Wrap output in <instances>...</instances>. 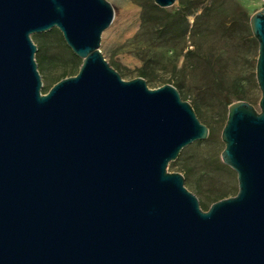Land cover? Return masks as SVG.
Masks as SVG:
<instances>
[{"label":"water","instance_id":"obj_1","mask_svg":"<svg viewBox=\"0 0 264 264\" xmlns=\"http://www.w3.org/2000/svg\"><path fill=\"white\" fill-rule=\"evenodd\" d=\"M114 17L107 0H0V264H264V8L259 110L232 103L221 135L238 193L207 211L168 166L210 130L176 87L105 59ZM53 29L82 65L42 94L32 36Z\"/></svg>","mask_w":264,"mask_h":264},{"label":"rangeland","instance_id":"obj_2","mask_svg":"<svg viewBox=\"0 0 264 264\" xmlns=\"http://www.w3.org/2000/svg\"><path fill=\"white\" fill-rule=\"evenodd\" d=\"M114 8L111 27L102 36L105 59L125 81L143 77L150 89L172 85L190 103L213 138L195 142L168 166L169 173L185 178V187L207 211L219 196L238 193L237 174L221 159V140L231 102L246 101L259 110L262 97L256 79L259 45L250 20L264 8L263 0H178L170 13L185 8L189 33L182 36L180 23L162 30L163 13L153 0H107ZM160 9V8H159ZM164 10V9H163ZM144 18L151 21L144 24ZM38 47L36 60L43 82L42 94L59 81L78 74L82 60L67 46L61 32L53 29L32 36Z\"/></svg>","mask_w":264,"mask_h":264},{"label":"trees","instance_id":"obj_3","mask_svg":"<svg viewBox=\"0 0 264 264\" xmlns=\"http://www.w3.org/2000/svg\"><path fill=\"white\" fill-rule=\"evenodd\" d=\"M185 11H186L184 12L185 14H182L180 11L176 13H170L168 10L156 8V12L163 13V16L159 19L158 25L160 26L162 30H164L165 28L169 27L174 22L180 23L181 34L183 37L186 36L189 33V28H190V24L187 18L188 16L193 14V11L191 12V9L189 8H185ZM144 19H145L144 24H147L148 22L151 21L150 19H146V18ZM140 76L143 78V77H148L149 75L148 73L142 71ZM225 101L228 104V106L232 104L231 98L228 96L225 97ZM209 138H213L212 134H210ZM218 197L219 196H215L214 198V199H217L216 202L222 200V199L219 200Z\"/></svg>","mask_w":264,"mask_h":264}]
</instances>
